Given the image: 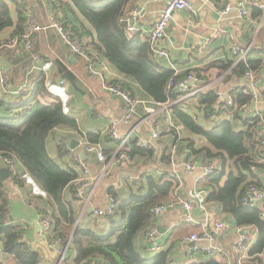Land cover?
<instances>
[{
  "label": "trees",
  "instance_id": "16d2710c",
  "mask_svg": "<svg viewBox=\"0 0 264 264\" xmlns=\"http://www.w3.org/2000/svg\"><path fill=\"white\" fill-rule=\"evenodd\" d=\"M49 1L55 6L60 4V8L75 19L76 23L71 25L72 31L89 54L96 55L107 64L108 69L127 79V82L115 80L109 85H119L133 100L141 101L136 99L137 92L130 85L135 84L153 106L169 104V110L184 132L204 140V144L197 146L193 140L184 139L193 161L219 163L204 186L209 191L205 202L218 204L238 228L256 231V241L248 250V257L251 264H264L262 220L257 210L241 202L247 186L261 185L256 173L264 171V147L257 133L264 121V109L253 117L244 115L245 108L252 101L245 88L231 91L233 108L219 102L217 93L209 89L201 91L196 97L182 100L185 94L174 89L175 83L191 74L203 83L206 78L199 70L175 75L174 71L158 63L147 37L136 30L128 31L129 15L135 9L136 0ZM16 13L14 22L10 4L0 0V33L12 29L9 39L0 41V50H9L3 44L25 30L27 15L18 3ZM258 15L257 12L253 13L254 17ZM210 67L219 68L221 73L229 72L223 78L224 83H228L233 78L242 77L246 71L258 72L262 62L246 60L237 65L226 62L220 67L216 64ZM61 73L62 78L72 79L69 72ZM7 96L14 97V101L9 102ZM15 96L0 91V108L6 113L12 112L10 115H0V157L19 164L45 195L32 197L28 192L27 196L35 200L33 206L41 220L49 223V228L45 230L49 243L59 245L61 250L67 248L68 255L63 261L73 257L74 264H96L97 258L105 264H171L170 250H161L153 257L145 258L143 252L148 251L147 246H137V241L149 230L154 219L152 209L165 203L177 186L174 179L169 174L147 176V192L134 191L125 200H119L114 190H109L110 198L117 201V208L114 216L106 218L107 229L97 233L77 226L73 230L76 217L72 202L66 201L64 194L66 189L73 188L72 185L80 177L79 172L53 160L47 153L46 144L48 136L56 128L77 130V123L65 112L63 102L48 92L41 76L34 78L30 85L27 83L26 94ZM190 99L195 113L188 111ZM222 113L230 114L231 120L213 124L210 128H205L198 117L212 123L213 118ZM99 138V135L88 134L86 142L96 146ZM62 150L63 145L58 147L60 155L64 152ZM168 151L165 150L162 155L164 166L170 164ZM101 153L106 158V164L111 156H106L104 148ZM124 154L130 160L138 157L149 160L153 157V150L141 148L135 140L130 139L124 147ZM225 175L226 180L221 185ZM11 178L15 185L22 187L23 179L19 174ZM72 194L75 196V189ZM9 204V190L5 188V181H0V264H42L38 252L23 240V226L11 224ZM200 264L220 263L211 259Z\"/></svg>",
  "mask_w": 264,
  "mask_h": 264
},
{
  "label": "crops",
  "instance_id": "0c3cea01",
  "mask_svg": "<svg viewBox=\"0 0 264 264\" xmlns=\"http://www.w3.org/2000/svg\"><path fill=\"white\" fill-rule=\"evenodd\" d=\"M6 1L10 4L14 22L17 19L16 3H18L25 10V15L31 11L35 14L39 24H49L51 11L45 0ZM59 1L62 3L67 0ZM169 1L136 0L135 9L139 8L141 10V16L136 24V31L141 33L143 37H147ZM188 1L192 5L194 13H172L166 35L159 43L160 48L167 53V56L158 60V63L165 68L171 69L173 67L172 71H176L177 75L190 70L202 71L203 76L206 78L204 89L216 92L221 103L225 101L226 96L235 88H245L250 95L251 91L259 94L263 93L264 10L260 6L264 5V0ZM241 1L245 2L248 11V15L244 18L238 16L236 9ZM57 7L62 11L64 19H68L66 21H68L69 25L76 23L68 11L66 12L63 8H60V4ZM225 7L229 8L226 13H224ZM39 10L41 11L40 14ZM254 12L259 15L254 17ZM38 15H40L39 19ZM42 15H44L45 22ZM11 33L12 29H7L0 33V41L8 40ZM214 33H218L217 38L210 42L203 53H199V48ZM234 48H237L239 53L234 54L232 52ZM243 52H246V54L241 62L246 60L260 61L262 62L261 69L258 72H251L252 81L242 76L224 83L223 78L229 72L221 73L219 68L210 66L216 64L220 67L226 62L237 65V61ZM36 55L42 58L43 63L40 66H36L29 75H26V69L32 66L33 57ZM86 67V62L81 58L74 57L52 29L37 35L34 49L24 58L14 57L10 49L0 50V68L7 69L8 83L11 88H16L23 83L30 85L34 78L43 77L48 92L63 102L65 112L77 123V130L67 127L56 128L52 133L57 134L58 141L53 146L51 145L54 157H51L47 150L48 155L61 166L78 169L79 172L80 177L72 185L73 188L66 189L64 194L65 200L72 202L74 209L76 223L73 230L77 226L97 233L107 229V219L99 218L94 211L104 210L110 201L113 200L108 194L109 190H114L119 200H125L134 191L142 190L144 193L147 192L145 177L163 174H169L172 177L176 173L178 178L174 181L177 186L166 202L180 203V205L154 218L148 228H155L161 250H170L171 264H200L211 259L220 264H251L248 251H237L236 242L241 231H246L251 234L255 243L256 231L252 228H238L232 218L222 212L218 204H207L205 202L209 192L204 187L206 183L200 188L195 186V180L200 174L198 166H195L191 173L183 170V165L187 162H193L196 165L204 164L202 161H193L194 158L190 157L184 139L193 140L197 146L204 144V140L184 132L169 108L165 112L157 108L155 116H148L145 109L152 104L142 92L137 90L136 85L133 83H130V85L137 92L136 99L141 100L143 103L138 104L131 119L128 122H124L125 113L122 99L106 92L103 84H109L115 80L127 82V79L108 69V72L104 74V81L101 82L97 77L90 75ZM61 71L69 72L72 75V79L62 78ZM61 80L65 82L63 86L59 84ZM7 97L9 98V96ZM186 98L190 97L187 96ZM190 100L191 102L189 101L187 104L189 106L188 111L195 113L196 110L192 107V99ZM13 101L14 97L9 98V102ZM263 109L264 105L260 101H251L245 108L244 115L253 117L260 114ZM10 113L12 112L6 113L0 108V115H10ZM198 117L205 128H210L213 124H219L224 120H231L225 113L213 118L212 123L204 121L201 116ZM111 125L115 127L117 133L121 136L131 134L130 139L135 140L137 144L148 139L153 131L160 132L159 139L151 144L153 150L152 159L147 160L138 157L118 163L114 162L113 157L117 149V143L109 137L108 129ZM88 134L100 136L96 147H99V149L104 148L107 152L106 156H111L106 164L99 162L95 153L86 152L83 145L87 143L86 136ZM175 135H177V140H175ZM73 140L78 142L74 149L70 146ZM62 145L65 153L62 152V155H60L58 147ZM165 150H169L168 152L171 155L168 166H164L162 163V155ZM81 152L91 156V158L82 161L79 156ZM73 155H77L80 158L85 166L86 173L73 160ZM17 166H19L17 163H13L12 167L6 165L0 157V169H8L12 172V176L19 174L23 179L21 188L15 185L11 177V179L9 178L5 181V188L9 190V219L11 217L13 220L11 224L23 226V240L38 252L42 264H74L73 257L63 261L65 255H68L66 247L63 254L56 251L55 246H52L47 240L46 232L42 226L43 221L36 207L33 206V204L35 205V200L27 196L28 192L32 194V197H45V195L36 183L24 173V170ZM256 175L260 178L261 184H263L264 171H259ZM86 179L90 181V185L85 188L84 196L82 198H78L76 194L73 196L72 190L75 189L77 191L79 185ZM225 180L226 175L220 184L222 185ZM203 192L206 195L201 198L200 195ZM198 202L203 205V209L199 208ZM181 203L191 205L190 215L195 219L205 216L210 219L213 239L207 245L221 248L225 254L224 256L208 257L189 252L191 242L188 241V238L192 234L199 233V228L185 222L187 211L182 208ZM89 208H92L91 212ZM216 221L224 223L225 228L215 231L213 224ZM143 244L146 245L145 235L137 241V246L143 247ZM143 253L145 258H151L155 255V252L151 251ZM95 262L96 264H105L100 258H97Z\"/></svg>",
  "mask_w": 264,
  "mask_h": 264
},
{
  "label": "built area",
  "instance_id": "2783aa9c",
  "mask_svg": "<svg viewBox=\"0 0 264 264\" xmlns=\"http://www.w3.org/2000/svg\"><path fill=\"white\" fill-rule=\"evenodd\" d=\"M47 2L48 7H50L51 11V18L49 21V24L47 25H41L37 22V18L33 12H28L27 14V20H26V26L25 30L22 34H20L18 37H15L14 39L6 42V44H3L6 48L12 50V53L14 57L16 58H24L27 54H29L35 46L36 37L38 34L47 31L48 29H52L58 38L61 40V42L68 48L70 53L74 57H78L83 59L87 64V72L97 77L101 82L104 81V74L108 72V66L107 64L100 58H98L96 55H91L89 52L83 47L82 43L79 41V39L74 35L71 25H66L64 15L62 14V11L58 9L57 6L52 4V1L45 0ZM264 10V5L260 6ZM237 13L240 18H244L248 15V11L246 9V4L244 1H241L238 3L237 7ZM141 10L139 8L134 9L130 15V23L128 25V31L134 32L136 30V24L137 20L141 16ZM229 8L225 7L224 13L228 12ZM173 12H189L194 13L191 3L188 0H170L166 8L162 11L159 18L149 31L147 38L148 42L150 44V48L155 54L156 58L158 60L164 59L167 56V53H165L159 46V43L164 39L169 23L171 21V15ZM263 21V20H262ZM218 36V33H214L209 36L207 41L199 48V53H203L204 49L210 44L211 41L215 40ZM234 54L239 53V50L237 48H234L232 51ZM246 52L241 53V57L239 58L238 62H241L245 58ZM42 58L40 56H34L33 57V64L32 66L28 67L26 69V75H29L36 66H40L42 64ZM174 68L171 67V70ZM175 75L176 71H174ZM245 78L252 81V74L249 71H246L243 75ZM64 81H59V84L61 86L64 85ZM205 84L197 79L194 75H189L186 77V79H183L177 83L174 84V89L181 93L185 94L183 96L184 100L187 96L189 97H196L201 91H204ZM0 87L2 90L8 94V95H24L27 92V84L23 83L22 85L11 88L8 83V71L6 68H0ZM103 88L106 92L116 95L120 97L124 104V122H128L131 117L133 116L134 110L138 104H141L143 102L138 100H133L127 93L121 90L119 85H109V84H103ZM251 97L253 102L260 101L264 105V92L259 94L255 91H251ZM222 101V100H221ZM222 103L227 106L228 108H233L234 103L233 100L229 95L226 96L225 101H222ZM170 107L169 104L164 105H156L147 107L146 114L148 116L153 117L157 114V108H161L163 110H167ZM228 115L229 118L232 116L230 114ZM261 129L258 131L257 136L259 137L260 144L264 147V121L261 122ZM108 134L110 139H112L114 142L117 143V149L114 154V162H121L126 161L128 158L124 154V147L128 144L131 134L126 136H121L117 133L115 127L111 125L108 129ZM160 137V132L153 131L148 139H145L141 142H139L138 146L141 148H151V144L153 141L158 140ZM85 147L86 152L88 153H95L97 156V160L101 163H105V156L101 153V149L99 147L90 145L88 143H85L83 145ZM73 160L77 162L80 167L83 169L84 173H86L85 166L82 164L80 158L77 155L72 156ZM6 165L12 167L13 163L10 160L3 159ZM219 163L217 161H211L205 164H194L193 162H187L183 165V170L185 172L191 173L195 166H198L200 168V174L195 180V186L197 188L202 187L207 179L217 170ZM172 178L175 180L178 178L177 174L174 173L172 175ZM90 185V181L88 179L84 180V182L79 185L76 191V196L78 198H82L83 192L87 186ZM206 195V194H205ZM242 204L248 208L255 209L259 212L260 218L262 220V227L264 231V183L260 186H256L253 184H250L247 186L246 191L244 193V196L241 200ZM182 208L187 211V216L185 218V222L191 225H194L199 228V233L192 234L189 236L188 241L191 243H194V246L189 249V252L191 254H201L208 257H214V256H224V252L219 247H213L209 244L212 239L213 235L211 232V221L210 219L205 216L199 219H195L190 215L191 211V205L188 203H181ZM177 205H180V203L175 202H166L159 206H156L152 209L151 214L153 218H157L159 215H161L163 212H166L170 209L175 208ZM199 208L203 209V205L199 202ZM116 208H117V201L111 200L109 205L104 210H95L94 213L99 217L106 219L108 217L114 216L116 214ZM43 229L46 230L49 228V223L43 221L42 223ZM213 228L215 231L223 230L225 228L224 223L221 221H216L213 224ZM254 240L249 234V232L241 231L237 242H236V250L237 251H243L246 252L250 249V247L253 245ZM145 244L147 246L148 251L151 252H158L161 250L160 242L157 238V233L155 228H150L146 234H145ZM200 244V245H196ZM206 244V245H205ZM52 246H55L54 244ZM64 254L65 249L59 251ZM94 264V263H92Z\"/></svg>",
  "mask_w": 264,
  "mask_h": 264
},
{
  "label": "water",
  "instance_id": "95a60500",
  "mask_svg": "<svg viewBox=\"0 0 264 264\" xmlns=\"http://www.w3.org/2000/svg\"><path fill=\"white\" fill-rule=\"evenodd\" d=\"M77 143L78 142L75 141V140L71 141V143H70L71 148L74 149L75 146L77 145ZM79 156H80L82 161H86V159L91 158V156L85 155L83 152H81L79 154ZM11 176H12V172H10L8 169H5V168L0 169V181L1 182H4V181L8 180ZM200 197L204 198L205 197V193L203 192L200 195ZM198 204H199V202H198ZM89 211L91 212L92 208H89ZM10 220L13 221L11 217H10ZM190 245H191V247H193L194 243H191ZM55 250L56 251H61V247L59 245H56L55 246Z\"/></svg>",
  "mask_w": 264,
  "mask_h": 264
},
{
  "label": "rangeland",
  "instance_id": "374dc122",
  "mask_svg": "<svg viewBox=\"0 0 264 264\" xmlns=\"http://www.w3.org/2000/svg\"><path fill=\"white\" fill-rule=\"evenodd\" d=\"M39 12V14H40V10L38 11ZM38 14V13H37ZM39 16L40 15H38V19H39ZM43 16V18H44V15H42ZM37 20V19H36ZM40 20L41 21H43V19H41L40 18ZM44 22H45V18H44ZM58 139V136H57V134H53V133H51L49 136H48V138H47V150H48V153H49V155L51 156V157H54L53 155H52V150H51V145L53 146V144H55L56 143V141H58L57 140ZM54 160V159H53ZM17 167H19V166H17ZM144 187H145V185H144ZM143 189H145V188H143ZM141 193H143V194H145L142 190L140 191Z\"/></svg>",
  "mask_w": 264,
  "mask_h": 264
}]
</instances>
